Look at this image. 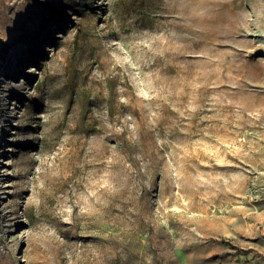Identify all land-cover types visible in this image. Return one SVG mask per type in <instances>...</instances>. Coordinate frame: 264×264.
<instances>
[{
  "label": "rangeland",
  "instance_id": "374dc122",
  "mask_svg": "<svg viewBox=\"0 0 264 264\" xmlns=\"http://www.w3.org/2000/svg\"><path fill=\"white\" fill-rule=\"evenodd\" d=\"M128 1L0 0V264H264V0Z\"/></svg>",
  "mask_w": 264,
  "mask_h": 264
},
{
  "label": "bare ground",
  "instance_id": "6f19581e",
  "mask_svg": "<svg viewBox=\"0 0 264 264\" xmlns=\"http://www.w3.org/2000/svg\"><path fill=\"white\" fill-rule=\"evenodd\" d=\"M109 3V2H108ZM28 60V59H27ZM14 61H8V65H10V63H13ZM28 68V67H27ZM14 70H16V71H19V70H21V69H14ZM34 70V67H31L29 70H28V72H32ZM10 104V107H9V109L11 108V102L9 103ZM8 112H9V110H8ZM10 115V113H8V116Z\"/></svg>",
  "mask_w": 264,
  "mask_h": 264
},
{
  "label": "trees",
  "instance_id": "16d2710c",
  "mask_svg": "<svg viewBox=\"0 0 264 264\" xmlns=\"http://www.w3.org/2000/svg\"><path fill=\"white\" fill-rule=\"evenodd\" d=\"M120 3L128 4V0H118Z\"/></svg>",
  "mask_w": 264,
  "mask_h": 264
}]
</instances>
